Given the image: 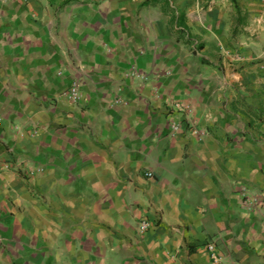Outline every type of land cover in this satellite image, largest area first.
Listing matches in <instances>:
<instances>
[{
	"label": "crops",
	"instance_id": "crops-1",
	"mask_svg": "<svg viewBox=\"0 0 264 264\" xmlns=\"http://www.w3.org/2000/svg\"><path fill=\"white\" fill-rule=\"evenodd\" d=\"M0 264H264V0H0Z\"/></svg>",
	"mask_w": 264,
	"mask_h": 264
},
{
	"label": "built area",
	"instance_id": "built-area-1",
	"mask_svg": "<svg viewBox=\"0 0 264 264\" xmlns=\"http://www.w3.org/2000/svg\"><path fill=\"white\" fill-rule=\"evenodd\" d=\"M193 51L195 52L196 56H200V51L197 50L196 45H193ZM66 99H68L71 103H78L82 98V90H81V82L79 79H72L69 84L67 85L65 91L63 92ZM172 108L178 112H180L183 117L184 121L187 123L188 128L192 129V133L195 135L200 136L202 132L198 129L196 123L192 120L191 115L193 113V108L190 104H187L182 101L173 100L172 101ZM172 131L178 132L179 125H173ZM200 140V138H199ZM16 168L23 174L24 177L31 179L39 172V168L31 163L26 162H19L15 164ZM9 167V164L6 163L3 165V168ZM147 177H151L152 173L147 172ZM150 227L148 222H141L140 224V232L143 233L147 231ZM207 250L210 252L211 259L215 262H219L220 257L218 256L216 249L213 244L207 245Z\"/></svg>",
	"mask_w": 264,
	"mask_h": 264
},
{
	"label": "trees",
	"instance_id": "trees-1",
	"mask_svg": "<svg viewBox=\"0 0 264 264\" xmlns=\"http://www.w3.org/2000/svg\"><path fill=\"white\" fill-rule=\"evenodd\" d=\"M246 113L252 116H256V110H254L252 107H247ZM250 124H252V120L250 121Z\"/></svg>",
	"mask_w": 264,
	"mask_h": 264
},
{
	"label": "rangeland",
	"instance_id": "rangeland-1",
	"mask_svg": "<svg viewBox=\"0 0 264 264\" xmlns=\"http://www.w3.org/2000/svg\"><path fill=\"white\" fill-rule=\"evenodd\" d=\"M256 111H258V110H256Z\"/></svg>",
	"mask_w": 264,
	"mask_h": 264
}]
</instances>
